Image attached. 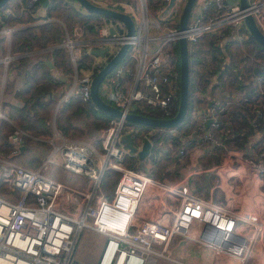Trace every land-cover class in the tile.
<instances>
[{"label":"built area","instance_id":"obj_1","mask_svg":"<svg viewBox=\"0 0 264 264\" xmlns=\"http://www.w3.org/2000/svg\"><path fill=\"white\" fill-rule=\"evenodd\" d=\"M94 1L129 12L136 28L129 34L122 21L110 18L96 24L95 31L88 32L84 27L71 29L57 18L64 26V38L58 44L67 49L72 67L68 81L59 89L57 105L77 95L83 100L90 99L93 75L128 42L124 56L101 82L102 96L124 112H141L139 109L150 105L170 114L180 94V69L173 53L174 41H179L184 34L189 45L194 44L204 32L225 25L233 26L235 35L243 40L248 36L243 29L247 12L254 14L264 31V0H250L244 8L239 4L231 6L225 0L200 1V14L190 18L185 28L180 27L179 21L187 0H175L168 10L170 0ZM152 6L156 14L152 13ZM45 17L44 21L51 19ZM37 22L42 20L37 19ZM111 25L116 28L114 32ZM6 26L0 31L7 33L10 40L12 27ZM106 46L104 54L93 52L94 48ZM86 53L94 54V60L81 71L78 60ZM21 55L9 47L3 58L5 68L18 69L15 60ZM255 55L254 58L264 64L262 58ZM246 83L258 98L252 104L253 116L264 119V69L250 74ZM18 88L19 85L14 88L11 99L5 97V92L0 94V124L3 120L14 123L4 103L23 102L16 95ZM192 112V120L199 128L189 134L198 141L193 147H200L206 153L220 145L228 154H238L221 141L210 125H218L213 108L197 102ZM127 121L125 115H112L93 138H72L55 125L49 137L53 150L37 167L0 152V180L11 190L9 195L0 192V264H150L162 258L180 264L248 262L252 243L249 231L254 229L259 233L262 216L257 212L242 214L228 204L205 198L197 193L191 181L172 182L168 179L169 173L160 180L155 175L158 168L153 176L150 167L128 163V157L137 153L121 138L124 132L135 131V127L127 126ZM15 127L10 136L14 144L12 153L24 145V130L17 124ZM238 140L241 147L247 148L243 152L246 156L253 148L264 156V146L252 143L256 141L252 136ZM143 141L144 138L135 143L141 147ZM152 144L147 157L158 163L166 153L159 142L152 141ZM55 151L61 158L53 157ZM181 152L187 155V150L181 149ZM49 162L56 163L55 168L61 166L60 176L55 168L52 173L45 171ZM106 169L120 173L110 195L103 190L99 192ZM159 192L164 195L161 206L156 202ZM87 228L104 236L90 263L81 260L75 251L80 233ZM176 238L180 239L174 246ZM173 249L181 260L171 256Z\"/></svg>","mask_w":264,"mask_h":264},{"label":"trees","instance_id":"obj_2","mask_svg":"<svg viewBox=\"0 0 264 264\" xmlns=\"http://www.w3.org/2000/svg\"><path fill=\"white\" fill-rule=\"evenodd\" d=\"M27 0H10L5 6L0 8L1 20L0 28L3 24L10 23L14 18L13 14H7L6 8H11L15 13L21 12L24 5L26 9L33 10L37 5L43 3L37 0L31 5L26 4ZM22 19L28 18L36 20L37 17L20 15ZM46 16H57L71 28L76 23L83 24L86 31H95V25L103 20H111L100 12L84 10L72 0H51L47 6ZM72 29V28H71ZM244 30L248 36L243 40L239 39L233 30V26L225 25L219 29L204 32L194 44L189 45L190 50V89L188 112L184 120L174 126H149L137 122L127 121L128 127H135L134 140L139 143L143 138L149 137L153 142H159L165 150V157L174 159L181 149L192 148L197 142L189 138L191 127L194 124L193 108L197 102L210 101L214 98L213 110H215L218 125H213L215 134L223 143L236 142L241 137L249 135L255 136L258 141L264 143V119L254 118V112L247 107L254 103L258 98L255 97V90H250L246 79L250 74L263 72L264 64L261 61L252 59V64L248 67H239L234 60L235 45L238 44L242 52L237 50L242 56L249 58L251 52L264 61V45L258 41L249 29L245 26ZM13 50L24 53L18 57V70L24 73L25 80L23 85L16 90V95L22 99V103H4L9 107V116L17 120V125L24 130L22 140L24 148L12 153L14 147L10 139L11 133L16 129L15 124L8 120H3L0 124V152L4 156L14 158L21 163L27 162L28 165L41 164L43 158L30 151L29 141L40 137H50L53 133L51 125V115L43 113L53 107L54 98L58 95L59 89L68 81L69 72L72 70L68 51L60 43L64 38V26L59 19H51L42 22H35L27 27L14 29ZM6 35L0 32V54L5 48ZM54 44V46H53ZM245 45V49L242 45ZM51 45L48 51L35 52L38 48ZM178 63L180 52L178 50ZM52 58L56 67H64L63 72L67 78L63 80L51 72V68L45 56ZM241 56V55H240ZM241 58L243 59V57ZM228 58V59H227ZM94 60V54L86 53L80 56L78 66L80 70L88 68ZM23 63H28L22 67ZM238 66V67H237ZM180 69V66H178ZM245 90V94L236 99V90ZM179 100L173 107L172 113H162L158 108L147 105L139 111L155 116H171L178 110ZM6 107V106H5ZM52 109V108H51ZM84 112L90 117V123L98 127L105 126L112 116L103 109L99 108L92 98L83 100L80 96L73 97L70 101L63 102L58 107L56 116V126L64 133H68L70 128L75 125L72 121V114ZM101 126V127H102ZM100 127V128H101ZM99 128V129H100ZM151 129L154 131L150 132ZM223 146L218 145L217 148ZM29 157V158H28ZM176 159V158H175ZM120 173L113 169H106L103 172L101 188L106 194H112L118 182ZM0 191L10 193L8 184L0 180ZM79 240L75 251L79 247Z\"/></svg>","mask_w":264,"mask_h":264},{"label":"rangeland","instance_id":"obj_3","mask_svg":"<svg viewBox=\"0 0 264 264\" xmlns=\"http://www.w3.org/2000/svg\"><path fill=\"white\" fill-rule=\"evenodd\" d=\"M28 1L30 2V0H28ZM72 1L76 4V6H79V3H77L75 0H72ZM152 13L156 14V10H155L154 6H152ZM48 17H50L51 19L59 18L57 16H48ZM43 18H47V17L43 16V17H40V18H37V19L44 21ZM37 19H36V22H37ZM51 19H49V20H51ZM82 26H83V24L78 22L71 28L72 29L75 28V30H79V29L82 28ZM3 33L6 35L5 48L7 46V41H8V43L10 41V44H11L10 49L12 50V52H19V51H15V50L12 49L13 48L14 35H12L11 39L9 40L8 36H7V33H5V32H3ZM172 45L174 47V49H173L174 56L177 58V62H178L179 41H174L172 43ZM237 50H239V52L243 51L241 49V47L239 48L238 44L235 45V47L233 49V51L235 52V56L233 58H234L235 61L238 62L239 67L243 66V68H245V67H248L250 64H252V59L254 58V52H251L250 57L246 58L244 55H243L244 56L243 57L242 54H240ZM6 52L7 51H5L4 53L6 54ZM5 54H2L3 58H4ZM240 55L243 57V59L241 58ZM17 59L18 58H16V60ZM27 65H28V63H26L24 67H26ZM178 66H180V61L178 63ZM57 68L60 69V72H64L65 71L64 67H57ZM241 91L242 90H236L235 91L236 99L242 95ZM54 101L55 102L53 103V107L50 106V109H49L48 112H46V109L42 110L43 113H45V114H47L49 116L51 115L50 122H51V125H53V128L56 125L55 124L56 123V116H57L58 107H59V105H57L58 95L54 98ZM252 104H251V106L247 105V107L249 109H251V110H252ZM71 117H72V121H73L75 127L74 128H70L68 133L67 134L65 133V134L70 136V137H72V138H93V137L96 136V134L98 132V129L102 126V125H100L99 128H98V127L94 126L93 124H91L89 122L91 120L90 117L87 116L86 113H84V112L73 113ZM13 124H18L17 120H15ZM194 128L199 129V128L196 127V125H193L191 127L192 130ZM188 137L190 138V136H188ZM248 137H251V135H249ZM42 138H44V137H40L39 139H35L34 138V139L30 140L29 141V146H30V151L35 152V155H40L41 158H45L46 159V157H47L46 154L49 153V151L53 150L52 142H51L52 138H49V137H47V138L45 137V139H42ZM191 139H194V142L195 141L197 142L196 138H191ZM246 139H248V138H246ZM254 142L258 143L257 140L256 141L255 140L252 141V143H254ZM258 144H260V143H258ZM196 145L197 144H195L194 146H196ZM261 145L264 146V143H261ZM227 147H231V148L235 149L236 151H238V154H228L226 152V148L220 147L222 149V151H218L217 150L218 151V155H216L215 156L216 158L214 159L215 168H211L209 166L207 167V166H205L204 163H198L197 164L196 160H191L192 158L190 159L191 155L189 156L188 153L190 151H192L195 147L193 149L189 148L191 150L187 151V155L188 156L187 155L184 156L182 154L181 150H180V153H178V155L175 157L176 159L174 158V159L171 160V159L167 158V156L165 157V155H164L163 160L158 162V163L150 161V157H147V156L140 157L138 154H132V157L131 156L128 157V159H129L128 163H131V165H136L138 163V166H140V167H143V166L150 167V174L153 175V176L155 174L156 169L158 168L157 174H155V175L160 180L164 179V175H165V171L166 170L173 171V168L177 167V168L181 169V168H183V166H185V168H188L186 170V172L184 173L185 175H184V178H183V180L184 179L187 180L186 179L187 175H188L187 172L192 168V170L196 172V175H195L196 176V181L192 180V181H194L192 183V185L194 186V189L197 191V193L202 195V196L207 195V197L210 198V199L218 200V196L216 195L217 192H215V189H210L209 187H207L206 186V182H209V181H211V182L213 181L214 182L215 179H219L220 170H225L227 164H235L236 163V165L237 164L247 165V164H249L251 162L264 163V161L262 160V158H264V156H261V155L250 156L251 155L250 153L252 152L251 151L252 149L248 150V153H247L248 156L243 154V152H245L247 148L246 147H244V148L241 147L240 144H239V140H237L236 142L234 141L232 143H229V145L227 144ZM209 151H212V152L215 153L216 150L215 149H209L206 152H209ZM222 156H224V157H222ZM53 157L61 158L60 154L59 155L57 154V151H55L53 153ZM178 159H179V161H178ZM17 160H19V159L17 158ZM204 160H206V158H204ZM23 164L28 165L29 163L27 161V162H23ZM39 164L40 163H38L37 165L30 164L28 166L37 167V166H39ZM55 167H56V163L49 162L48 163V167L45 168V171L48 172V173H52V170ZM55 169H56L55 173L58 176H60V174L62 172L61 166L58 165V168H55ZM193 171H192V173H193ZM202 171L207 173V175H205L206 176V178H205L206 182H204V180H202L203 176L201 178ZM166 178H168V174H166ZM228 180L229 181L231 180V182L234 183L233 185H235L237 188H239L238 186H240L244 182V179L241 180V178H238V175L237 176L229 175L228 176ZM188 181H191V178L188 179ZM252 181H253V179H252ZM258 181H260V180H258ZM253 185H254L253 187L255 188V185H256L255 179L253 181ZM257 188H258V186H257ZM99 192H102V188L100 189ZM4 194L5 195H9L8 192H5ZM222 196L225 197L224 194ZM156 197L158 199L156 201L157 205L161 206L164 203L163 202V200H164L163 192L157 193ZM79 238H80L79 247H78V249L76 251V255L81 260H84V262L90 263V261H92L94 259L95 255L99 251L100 246H101V244L103 242L104 236L102 234L94 231V230H91V229L87 228V230H84V232L80 233V235L78 237V240H79ZM179 239L180 238L174 239V242H173L174 246H176V244L179 242ZM257 239H259V238L257 237ZM259 245H262V243H259ZM254 254H255V252H254ZM171 256L181 260L179 254L174 249L171 251ZM187 257H189L190 259L194 258V257H192L190 255H188ZM229 262H232V261H230V259H229ZM249 263L252 264V263H254V261H252L250 259L249 262H247L246 264H249ZM150 264H180V263L175 261V260H168V259L162 258V259H158V260H156V262L150 263ZM203 264H204V262H203Z\"/></svg>","mask_w":264,"mask_h":264},{"label":"crops","instance_id":"obj_4","mask_svg":"<svg viewBox=\"0 0 264 264\" xmlns=\"http://www.w3.org/2000/svg\"><path fill=\"white\" fill-rule=\"evenodd\" d=\"M50 2L51 0H47L46 2H43L40 5H37L35 9L33 10L26 9L27 7L22 5L21 12H19L18 14L15 13L11 8L7 7L6 13L13 14L14 18L10 20V23H5L3 24V26L7 25L6 27H12V31H13L14 29L24 28V27H27L35 23L36 20L28 19V18L22 19L20 15H24L26 17V16H30L31 14L37 18L46 16L47 6ZM33 3H35V1L30 0L29 2L27 0L26 2L27 5L28 4L31 5ZM196 6H199V3ZM1 19L2 18L0 14V20ZM0 32H3V31H0ZM9 47H11V44H9L7 41L6 49H8ZM242 47L245 48V45L243 44ZM50 49H52L51 45L47 47H43V48H38L32 51L34 52L32 54H36L35 52L48 51ZM22 55H24V53H22ZM50 56L51 55L45 56V59L47 60L48 58H51ZM24 66H25V63L22 64V67ZM51 72H52V68H51ZM24 80H25V76L22 71L20 72L18 69L14 70L13 68H8V69L5 68V63L3 61V55L1 54L0 55V94L5 92V97L7 99H11L13 97L14 88L17 85L21 87L24 83ZM3 81H5L4 86L2 85ZM241 93L242 95L245 94V90L243 89ZM212 99L214 100V98H211L210 101ZM210 101L208 103L207 102H202V103H204L208 108H211L215 100L212 102L211 105H210ZM255 139L257 140V138ZM258 143L261 144L260 141H258ZM23 148H24V145L22 146V149ZM193 148L194 147H192V149ZM213 149H215L216 151L217 150L222 151L221 148H213ZM189 150L191 149L188 148L187 151ZM216 151L215 153L212 151L204 153L202 148L196 147L192 151H190L188 155L189 156L191 155L190 159L192 158L191 160H196L197 164L204 163L205 166L207 167L209 166L211 168H215L214 159L216 158L215 156L218 155V151L217 152ZM252 152L253 153L251 155H254V156L258 155V151L255 148L252 149ZM204 158H206V160H204ZM187 169L188 168H185V166H183V168L181 169L176 167V168H173V171L166 170L165 173H169L168 179L172 182H176V183L185 182L186 183L188 182V179L190 178H191V181L192 180L196 181V176H195L196 172L193 171L192 168L187 172L189 175V176L187 175V178H186L187 180L185 179L183 180L184 175H185L184 173L186 172ZM191 170L193 171V173ZM203 172L204 171H202L201 173V178L203 176L202 180L206 182L205 175H207V173L206 172L203 173ZM229 175H235V176L238 175V178H241V180L244 179V182L240 186H238L239 188H237L235 185H233L234 183H232L231 180L230 181L228 180ZM252 179L253 181L254 179L256 181L255 188L253 187L254 185H253ZM215 180L214 182L213 181L206 182L207 187H209L210 189H215V192H217L216 195L218 196V200L211 199L212 201L221 202L223 204H228L229 206L234 207L236 211L242 214H250V213L257 212L262 216L263 225L261 224V230L259 231V233L256 234L254 229H251L249 231V237L251 238L252 243H251L250 255L248 257V262L251 259L252 261H254V263L252 264H264V163L251 162L247 165H244V164L236 165V163L227 164L225 170H220L219 179H215ZM194 181H192V183ZM223 194L225 197L222 196ZM204 197L208 198L207 195H205ZM257 237L259 239H257ZM259 243H262V245H259Z\"/></svg>","mask_w":264,"mask_h":264},{"label":"water","instance_id":"obj_5","mask_svg":"<svg viewBox=\"0 0 264 264\" xmlns=\"http://www.w3.org/2000/svg\"><path fill=\"white\" fill-rule=\"evenodd\" d=\"M10 0H0V8L5 6ZM46 2L47 0H42ZM79 3V6L84 10L100 12L106 16H109L111 19H116L122 21L127 27V33L131 34L134 32L136 26L135 21L132 15L124 10H120L114 7L105 6L95 2L94 0H75ZM175 0H170L168 3L166 10L174 3ZM202 0H187L183 11L180 16L179 25L181 28H185L190 18H196L200 14L199 6H196ZM231 6H235L239 4L242 8L247 7L250 4V0H225ZM196 7L194 10L193 8ZM244 21L252 33V35L260 41L264 45V31L260 28L254 14L252 12H247L244 15ZM111 32L116 30L114 25L110 26ZM129 46L128 42L123 43L117 52L101 67L96 73L93 75L91 82V98L94 103L110 115L121 116L125 115V117L132 122H137L140 124H145L149 126H174L181 123L187 112L189 105V89H190V50L187 36L182 34L179 38V52H180V94H179V105L178 110L174 115L171 116H155L151 114H146L138 111H127L124 112L123 109L114 105L110 101L106 100L101 92L100 85L103 78L109 73L115 65L120 61V59L124 56L127 48ZM106 47L94 48L93 52L95 54H104ZM48 64L52 68L53 74L59 76L63 80L67 78L64 73H61L59 69L55 66L51 58L47 59ZM214 100L210 101V105ZM212 117L209 118L208 122H210ZM256 138L255 136H252ZM122 140H124L131 151L136 152L140 157H145L149 154L152 148V140L149 137H145L144 141L139 147L134 140V130L126 131L121 136Z\"/></svg>","mask_w":264,"mask_h":264},{"label":"bare ground","instance_id":"obj_6","mask_svg":"<svg viewBox=\"0 0 264 264\" xmlns=\"http://www.w3.org/2000/svg\"><path fill=\"white\" fill-rule=\"evenodd\" d=\"M253 153V152H252ZM252 153H250V154H252ZM250 156H254V155H250Z\"/></svg>","mask_w":264,"mask_h":264}]
</instances>
